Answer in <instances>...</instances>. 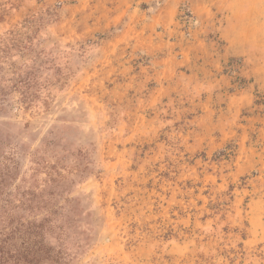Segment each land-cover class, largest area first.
Returning a JSON list of instances; mask_svg holds the SVG:
<instances>
[{
    "label": "rangeland",
    "instance_id": "374dc122",
    "mask_svg": "<svg viewBox=\"0 0 264 264\" xmlns=\"http://www.w3.org/2000/svg\"><path fill=\"white\" fill-rule=\"evenodd\" d=\"M0 264H264V0H0Z\"/></svg>",
    "mask_w": 264,
    "mask_h": 264
},
{
    "label": "crops",
    "instance_id": "0c3cea01",
    "mask_svg": "<svg viewBox=\"0 0 264 264\" xmlns=\"http://www.w3.org/2000/svg\"><path fill=\"white\" fill-rule=\"evenodd\" d=\"M233 1L236 2V3L241 2V0H239V1H237V0H233ZM242 4H244V3H242Z\"/></svg>",
    "mask_w": 264,
    "mask_h": 264
}]
</instances>
